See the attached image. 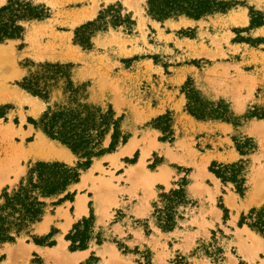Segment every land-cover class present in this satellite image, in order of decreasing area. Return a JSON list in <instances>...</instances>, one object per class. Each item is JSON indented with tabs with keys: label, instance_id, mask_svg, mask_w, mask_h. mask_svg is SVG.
Here are the masks:
<instances>
[{
	"label": "rangeland",
	"instance_id": "374dc122",
	"mask_svg": "<svg viewBox=\"0 0 264 264\" xmlns=\"http://www.w3.org/2000/svg\"><path fill=\"white\" fill-rule=\"evenodd\" d=\"M9 1L0 0V9ZM26 1L47 9L49 18L24 23L22 39L0 47V197L17 189L38 162L71 167L79 162L67 147L30 123L47 110L43 101L37 104L18 85L33 65H72L73 82L86 88L88 102L104 111L112 108L122 120V136L130 139L93 161L80 177L81 182L89 172L88 182L71 188L73 201L50 205L43 223L30 236L0 249V264H248L224 227L232 214L224 196L232 191L241 199L262 194L264 200V118L259 119L264 117V26L250 29L251 10L255 20L264 19V0H220L234 2L235 7L199 24L185 18L157 22L148 15L146 0H133V6L129 0ZM115 5L132 16L136 23L132 32L121 27L98 33L90 50L74 43L76 29ZM189 80L209 109L221 111L228 106L232 123L192 117L184 92ZM55 101H59L56 94ZM167 114L172 122H156ZM253 114L258 118L246 120ZM223 124L231 130L227 132ZM257 126L261 131L256 135ZM167 127L173 135L162 141V129ZM131 142L138 144L135 151L122 155ZM236 143L244 152L253 144L256 149L243 157ZM110 144L111 135L105 149ZM230 149L240 155L231 163ZM148 150L145 172L165 175L154 185L144 175L129 176L130 168ZM59 151L70 154L69 158L60 157ZM242 160L247 162L244 197L232 183H223L210 171L213 163L231 165ZM213 176L222 184L221 191ZM181 187L188 205L178 209L176 228L165 232L158 227L155 206H163L161 195ZM82 195L90 214L80 218L74 202ZM262 208L264 203L242 214L238 227L257 225L259 216L251 211ZM217 212L222 213L223 226L215 225ZM69 213L71 225L66 230L68 223L62 222ZM91 216L94 226L87 232L80 228L90 235L88 249L72 252L67 237ZM242 217L246 219L240 227Z\"/></svg>",
	"mask_w": 264,
	"mask_h": 264
},
{
	"label": "trees",
	"instance_id": "16d2710c",
	"mask_svg": "<svg viewBox=\"0 0 264 264\" xmlns=\"http://www.w3.org/2000/svg\"><path fill=\"white\" fill-rule=\"evenodd\" d=\"M234 7V2L220 0H146L148 15L160 23L181 18L198 22L215 14H226ZM251 16L250 29L264 26V19L255 20L252 10ZM47 18L49 14L44 7H33L26 0H10L7 6L0 9V46L8 41L22 39L24 23ZM135 26L132 16L123 14L121 5L110 6L101 11L95 21L76 29L74 43L90 50L92 38L96 34L121 27L132 32ZM72 67L53 63L33 65L34 69H30L18 84L22 90L47 105L41 118L38 121L30 119V123L51 140L67 147L79 162L76 167L61 162H38L29 169L17 189L11 193L4 191L0 197V249L7 244H15L23 236H30L34 227L43 221L50 205L60 206L65 201H73L75 194L70 192L71 188L80 182L82 173L91 168L93 161L115 152L130 139V136H122V120L116 118L112 108L104 111L88 102L86 88L76 86L73 82ZM184 92L188 100L187 111L198 121L232 123L229 119V115H232L229 107L225 106L221 111L209 109L193 87L192 80L186 84ZM55 94L59 101L54 102ZM222 103L223 101L218 103V106ZM253 118L258 117L253 114L246 117V120ZM163 121L172 122L170 114L156 122ZM162 133V141L173 135L170 127L162 129ZM109 135L111 144L105 149L104 144ZM237 148L241 156L245 157L254 152L256 146L250 145L246 152L239 144ZM246 167L247 162L243 160L231 165L213 163L210 171L223 183H232L237 193L244 197L247 192ZM161 199L163 206H155L158 227L170 232L177 226L178 209L187 206L189 201L183 187L161 195ZM52 200L58 201L50 204ZM223 209L227 214L228 211ZM254 214L259 216V222L255 226L250 225V228L264 237V208L260 211L253 209L251 215ZM245 219L242 217L240 227L244 225ZM93 226L94 217L91 216L74 227V231L67 237V241L71 242L72 252L88 249L90 235L86 232ZM82 227L86 232L80 231ZM35 242L41 245L37 240Z\"/></svg>",
	"mask_w": 264,
	"mask_h": 264
},
{
	"label": "crops",
	"instance_id": "0c3cea01",
	"mask_svg": "<svg viewBox=\"0 0 264 264\" xmlns=\"http://www.w3.org/2000/svg\"><path fill=\"white\" fill-rule=\"evenodd\" d=\"M129 1H128V4H129ZM230 16H231V14H230ZM234 16H236V15H234ZM232 18H233V16H232ZM189 21L193 22L194 24H199V22H196V21H192V20H189ZM244 26H246V25H244ZM0 47H2V46H0ZM0 52H1V50H0ZM1 61H2V59L0 58V67H1ZM1 76H2V74L0 73V77ZM29 97L32 100L37 101L38 102L37 104L41 105V102L39 99L31 97V96H29ZM223 126L227 130V132H229L231 130V127L229 125L223 124ZM133 145H135V148L133 149V152H134L137 145H138L137 142L129 143V145H127L126 148L123 149L122 155H125L124 151L128 150L130 148V146L133 147ZM133 152H131V153H133ZM148 152H149V150L144 152V154L148 153ZM126 156H130V155H126ZM229 157L231 158V160L229 161L231 163V162L237 161L240 158V155L235 150L230 149ZM142 158H143V156H142ZM146 159H145V162H146ZM141 161H142V159H141ZM141 161L139 162V164H141ZM133 167H135V166H133ZM144 170H145V168H144ZM86 174H89V172ZM82 178H83V176H82ZM212 178L214 180L215 186L218 187L219 191H221L222 184L220 183V181L217 178H215L214 176ZM81 184H82V180H81L79 186H82ZM254 196H256V197L252 196L251 200H249V199L247 200V197L245 199H241L239 196H237L232 191H228L225 194V196H224L225 203H226V205H228L229 202L231 203L230 208L232 210V214H231L230 219L227 222V225H225L224 227L226 228L227 231L230 232V234L233 235L232 241H231L232 245L234 247H236L239 256L244 261H246L248 264H264V239L261 236H259L258 234H256L255 232H253L248 226H244L242 228L238 227V222H239L240 216L242 214H247L250 209H252L254 207H259L264 203V200H262V194H257ZM255 198H256L255 202H252V200ZM79 200L84 201L85 207H86L85 211L80 213V214L78 213V208H77V203L79 202ZM87 203H88V201H85L83 195L77 197L75 202H74V204L76 206L75 212L77 213V215L80 218L88 217L90 214ZM216 214L217 215H216L215 225L221 224L223 226L222 213L217 212ZM69 218H72L70 213L68 216H66V220L64 219L62 222V224L68 223V225L64 227V229H66V230L71 225V223L69 222L70 221ZM42 223L38 224V226L41 225ZM7 263L10 264L9 262H7ZM228 263H233V261H231V260L229 261V259H228Z\"/></svg>",
	"mask_w": 264,
	"mask_h": 264
},
{
	"label": "bare ground",
	"instance_id": "6f19581e",
	"mask_svg": "<svg viewBox=\"0 0 264 264\" xmlns=\"http://www.w3.org/2000/svg\"><path fill=\"white\" fill-rule=\"evenodd\" d=\"M129 5L133 6V0H130L129 1ZM1 52H0V58L2 57L1 56ZM0 73L2 74V70H1V67H0ZM261 131V127L260 126H257L255 127V130H254V133H256V135L258 133H260ZM135 148V145L130 146V148L126 151H124L125 154H130L131 152H133V149ZM59 155L60 157H63L64 159H68L69 158V155L67 152L65 151H59ZM148 156V153H145L143 155V158H142V161H141V164L135 166V167H132L130 168V171H129V176H133V175H144L145 178H146V182L150 185H154L157 181H164L165 180V175L164 173H161L160 175H154V174H149V173H146L145 170H144V165H145V159L147 158ZM143 173V174H142ZM90 179V175L89 174H85L82 178V184L81 185H85L86 182H88V180ZM1 182H2V179L0 177V185H1ZM252 202H255V199L252 200ZM77 208H78V213H82L85 211L86 207H85V202L82 201V200H79V202L77 203ZM13 255V254H12ZM13 258V257H12ZM11 256L9 258V260H12ZM5 264H8V263H5Z\"/></svg>",
	"mask_w": 264,
	"mask_h": 264
}]
</instances>
